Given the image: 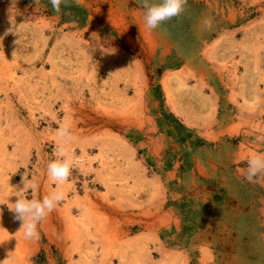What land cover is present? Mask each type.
<instances>
[{
  "label": "rangeland",
  "instance_id": "1",
  "mask_svg": "<svg viewBox=\"0 0 264 264\" xmlns=\"http://www.w3.org/2000/svg\"><path fill=\"white\" fill-rule=\"evenodd\" d=\"M68 3L0 0V262L264 264V175L245 179L264 154V0H188L166 33L138 0ZM24 174L38 199L64 193L38 240L10 210Z\"/></svg>",
  "mask_w": 264,
  "mask_h": 264
},
{
  "label": "clouds",
  "instance_id": "2",
  "mask_svg": "<svg viewBox=\"0 0 264 264\" xmlns=\"http://www.w3.org/2000/svg\"><path fill=\"white\" fill-rule=\"evenodd\" d=\"M144 10V23L149 31L160 29L166 33L162 27L166 22L178 18L186 11L188 0H138ZM52 10L60 13L62 5L69 7L68 0H49ZM204 27L208 30L212 28L210 19L204 20ZM71 125L63 124L56 130V135L60 139L62 146L59 149L60 159H55L47 165L48 177L59 185L65 184L72 174L75 161L67 155V149L63 146L72 140ZM257 140H264V137H257ZM264 175V154H257L250 158L247 163L245 179L251 183L255 178ZM24 188L18 191L16 202L10 210L15 214V219L22 222L21 230L26 240H38L40 232L38 225L57 207L64 199L62 190L54 191L42 199L36 198L38 184L34 179L29 180L24 174L22 178ZM30 188L33 198L29 199L23 195L26 189ZM8 259L0 262L6 264Z\"/></svg>",
  "mask_w": 264,
  "mask_h": 264
}]
</instances>
